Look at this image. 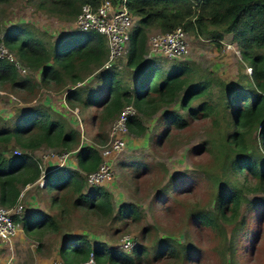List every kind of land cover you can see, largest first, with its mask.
<instances>
[{"label": "trees", "instance_id": "16d2710c", "mask_svg": "<svg viewBox=\"0 0 264 264\" xmlns=\"http://www.w3.org/2000/svg\"><path fill=\"white\" fill-rule=\"evenodd\" d=\"M8 1L0 0V3ZM105 1L114 8L124 5L136 18L125 56L126 66L139 75V82L133 89L122 84L115 71L100 70L108 46L105 36L96 30H75L51 44L38 37L29 26L17 24L6 29L0 37V43L31 70L21 76L12 63L0 60V87L7 85L15 92L22 91L23 97L28 98L14 106L16 109L9 119L0 113L1 204L14 206L21 190L39 178L41 160L32 155L33 151L74 150L77 169L60 167L45 175L47 186L55 189V185L61 192L58 199L62 213L71 206L86 208L119 222L140 219L141 211L132 203L121 204L113 214L112 196L100 186L83 192L85 174L96 170L101 163L99 149L80 143V131L66 123L61 113L34 101L40 88L54 92L65 89L64 99L69 107L99 109L101 123L112 121L124 105L132 104L137 115L129 120L128 126L135 136H142L146 131L141 116L154 115L163 108L161 119L172 124L175 130L188 125V119L178 110L185 111L192 119L213 115L216 126L221 115L226 127L216 156L220 151L224 157L221 170L224 180L212 210H199L194 218L201 225L217 230L221 227L220 220L235 222L245 190L264 193V0H36L35 7L50 15L76 18L83 5L88 4L96 10ZM177 27L208 39L218 47L226 34L232 35L241 57L250 62L251 73L245 75V84L221 89L222 95H218L217 101L211 90L214 79L206 76L191 80L188 63L175 62L164 70L154 59L147 60L149 31L156 29L166 33ZM36 71L39 72L38 81L32 75ZM94 72L105 87H91L87 94L78 83ZM99 90L104 91L103 97ZM173 105L178 108L169 109ZM10 145L21 152L5 155L4 150ZM227 170H231L230 177ZM54 173H58L57 178L53 177ZM239 174H244L241 182H237ZM60 178L62 180L58 181ZM251 179L256 182L249 186ZM58 199L54 196L53 202L57 203ZM258 204L264 205V198ZM15 221L30 237L45 232L57 233L60 226L55 215L41 209L25 212ZM177 244L160 241L154 258L163 256L165 251L173 258L185 256L188 247L180 248ZM58 254L65 264H92L91 260L95 264H138L148 251L142 243H137L130 251L111 248L104 243L93 247L86 236L74 234L63 241Z\"/></svg>", "mask_w": 264, "mask_h": 264}, {"label": "rangeland", "instance_id": "374dc122", "mask_svg": "<svg viewBox=\"0 0 264 264\" xmlns=\"http://www.w3.org/2000/svg\"><path fill=\"white\" fill-rule=\"evenodd\" d=\"M35 2L36 0H9L7 3H0V37L6 29L22 24L29 26L38 37L53 44L64 34L78 30L75 24L77 17L50 15L36 9ZM158 33L160 31L156 29L149 31L148 49L150 38ZM187 38L189 49L186 55L176 59L157 55L149 59H154L164 70L175 62L184 61L191 67V72L188 73L191 80L206 76L214 79L211 90L217 101L218 95H222L221 89L245 84V75L250 74V62L243 60L232 35L226 34L220 47L191 33H187ZM117 65L112 70L122 84L135 88L139 75L126 66L124 58ZM29 73L31 70L28 69L26 74ZM93 76L96 80L93 84L89 77L81 86L87 94L91 87L95 88L97 84L100 87L102 84L98 75ZM99 93L101 97L105 95L104 91L99 90ZM50 94L52 93L40 88L34 101L42 103L43 98ZM23 96L22 91L15 92L9 86L2 85L0 113L9 119L14 108L16 109L14 106L28 99ZM52 102V108L62 114L66 123L79 127L80 143L95 145L100 150L108 141L111 121L101 123L98 119L99 109L83 110L80 106V110L69 106L61 108L60 98H56V103ZM175 108L178 107L173 105L169 109ZM163 110L165 108L154 115L141 116L146 131L142 136L129 132L126 147L117 156L114 165L111 163L115 177L111 195L115 211L121 204H135L141 211L139 220L119 222L82 207L69 206L62 213L61 200L58 199L61 192L57 191L55 185V189L33 185L25 191L20 201L24 211L27 210L26 204L31 194L37 207L57 217L59 230L57 233L45 232L30 237L19 224L20 230L12 241L0 242V264H49L54 259H61L58 254L60 245L74 234L86 236L92 244L103 241L111 248L121 249L124 238L132 236L148 251V255L138 264H264V205H257L264 198L263 192L245 190L235 222L220 220L221 227L218 230L201 225L194 218V213L199 210H212L217 191L224 180L221 176L224 157L220 151L216 156L217 146L221 144V138L225 134L224 118L219 115V125L216 126L213 115L192 119L185 111L178 110L188 119V125L182 130H175L172 124L161 119ZM166 129L170 130L165 132ZM206 146L207 149L204 148ZM16 150L20 151L18 147L10 145L6 147L4 154H15ZM50 152L54 155L44 160L43 167L46 168L49 160H60V151L45 149L33 151L32 155L41 157ZM55 166L56 164L48 168L52 170ZM226 172L230 177L231 170ZM57 175L58 173H54L53 177L57 178ZM243 177L244 174H239L237 182H241ZM61 180L62 178L58 181ZM255 182L251 179L247 185L252 186ZM87 187L85 182V188ZM54 196L59 200L57 203L53 202ZM160 241L178 242L180 248L187 246L185 256L173 258L165 251L163 256L154 258V251L158 249Z\"/></svg>", "mask_w": 264, "mask_h": 264}, {"label": "built area", "instance_id": "2783aa9c", "mask_svg": "<svg viewBox=\"0 0 264 264\" xmlns=\"http://www.w3.org/2000/svg\"><path fill=\"white\" fill-rule=\"evenodd\" d=\"M136 18L127 10L124 5H119L113 8L109 1L102 3L96 10H93L90 5L85 4L76 18V27L78 30H96L104 35L107 40L108 53L100 70L115 69L121 59H125L128 46L130 43V33L134 27ZM189 43L187 33L182 27H177L173 31L166 33H158L150 38L149 49L145 55L146 59L161 55L167 59H176L188 53ZM0 60L8 61L14 65L19 74H26L28 68L24 66L3 43H0ZM251 72V68H249ZM24 76V75H23ZM137 115V109L132 104H126L118 112L115 118L112 119L108 132V141L101 146L99 153L101 163L98 168L88 174H85V179L88 187L100 186L114 178V172L111 166L110 157L119 155L127 145L129 136V120ZM15 154L21 151H14ZM75 151H63L58 153L61 155L60 160L54 169L66 165V160L73 155ZM54 155L53 152L43 154L37 157L41 160V174L39 178L30 184H27L20 195L16 204L12 207H5L0 202V242L8 243L13 239L18 231V223L15 219H20L24 214L23 204L20 202L25 191L33 185H38L39 188L47 186L45 175L50 171L48 166L43 167L44 160ZM48 168V169H47ZM137 244L132 236L124 238L121 247L130 251ZM122 249V250H123ZM125 251V250H124ZM92 264L93 261H89ZM49 264H65L61 259H54Z\"/></svg>", "mask_w": 264, "mask_h": 264}, {"label": "crops", "instance_id": "0c3cea01", "mask_svg": "<svg viewBox=\"0 0 264 264\" xmlns=\"http://www.w3.org/2000/svg\"><path fill=\"white\" fill-rule=\"evenodd\" d=\"M114 8V7H113ZM117 8V7H116ZM93 75H97V72H94L93 74H91L90 76H88L87 78H85V80H87L89 77V79L91 80V84H93L96 80H95V77L93 76ZM33 76H34V78L38 81L39 80V72L38 71H36V72H34L33 73ZM85 80L84 81H82V82H80V83H78V85L81 87V86H83L84 85V82H85ZM102 84L100 85V87H102V86H104L105 87V84H104V82H102V81H100ZM97 84V83H96ZM70 86V85H69ZM69 86H67V87H69ZM94 88V87H93ZM98 88V84L95 86V89H97ZM104 89V88H103ZM47 92H49V93H52V94H50V95H46L44 98H43V100H42V103H45V104H47L48 106H50L51 108H52V106H53V102H52V100L56 103V98H60V104H61V108H67L68 107V105L66 104V102H65V99H64V95H65V89H63V90H61V91H59V92H54V91H47ZM61 95V96H60ZM49 96H51V98H52V100L50 99V97ZM76 108H78V107H76ZM69 109V108H68ZM89 109H91V108H89ZM78 110H80L79 108H78ZM93 113H94V111H93ZM118 114V113H117ZM116 114V115H117ZM71 124H72V122H71ZM82 124H83V122H82ZM71 126H73V127H75L77 130H79L78 128L79 127H77V126H75V125H71ZM129 139V138H128ZM41 150H45V149H41ZM41 150H37V151H41ZM36 152V151H35ZM120 154V153H119ZM118 156V155H117ZM117 156L116 155H112L111 157H110V161H111V163H112V165H114V161H116V159H117ZM66 165L65 166H63V167H67V168H69V169H77V158H76V152L73 154V155H71V157L69 158V159H67L66 161ZM58 163V161L56 162L55 160H53V161H51V160H49L48 162H47V164H48V166H52V165H54V164H57ZM115 178V177H114ZM113 178V179H114ZM110 180V181H108V182H105V183H103L102 185H100V187H102L104 190H106L107 192H109L111 195H112V189H113V187H112V184H114L115 185V181L114 180ZM90 189V187H87V188H84V190H83V192L84 193H87L88 192V190ZM112 204H113V208H114V213L113 214H115L116 213V211H115V205H114V202L112 201ZM26 206H27V210L25 211L26 213H28V212H30V211H33V210H36V209H41V210H43L42 208H40V207H37L36 206V204L34 203V199H33V197H32V195L30 194V197H29V199L27 200V204H26ZM61 211H62V208H61ZM24 212V213H25ZM48 213V212H47ZM106 218V217H105ZM112 219V218H111ZM18 226H19V223H18ZM23 229V228H22ZM20 230V226H19V228H18V231ZM18 231H17V233H18ZM17 235V234H16ZM87 239V238H86ZM88 240V239H87ZM11 241H12V239H11ZM89 241V240H88ZM90 242V241H89ZM98 243H104V244H106L108 247H110L106 242H103V241H96L94 244H92L91 242H90V244L94 247V246H96Z\"/></svg>", "mask_w": 264, "mask_h": 264}, {"label": "clouds", "instance_id": "9594fccd", "mask_svg": "<svg viewBox=\"0 0 264 264\" xmlns=\"http://www.w3.org/2000/svg\"><path fill=\"white\" fill-rule=\"evenodd\" d=\"M251 73V72H250Z\"/></svg>", "mask_w": 264, "mask_h": 264}]
</instances>
